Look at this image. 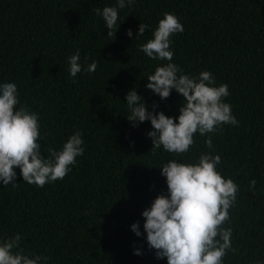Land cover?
<instances>
[{
	"label": "trees",
	"instance_id": "16d2710c",
	"mask_svg": "<svg viewBox=\"0 0 264 264\" xmlns=\"http://www.w3.org/2000/svg\"><path fill=\"white\" fill-rule=\"evenodd\" d=\"M116 4L0 0V84L15 83L21 105L39 114L42 155L61 150L77 131L84 141V154L63 180L40 188L23 182L17 168L16 187L0 181V238L20 234L24 252L48 257L46 264H167L148 248L142 213L167 194L163 164H194L210 152L221 156L222 176L239 185L224 225L236 251L224 264H264V0H135L119 10L116 38L107 37L95 9ZM165 12L184 27L171 37L172 62L189 76L210 71L216 86L228 84L225 102L239 121L208 134L212 149L208 135L195 134L183 157L151 152L150 121L133 127L127 119L126 96L135 89L149 111L178 122L184 98L173 90L161 100L146 87L147 76L167 61L140 51ZM141 22L149 28L136 38ZM77 51L83 67L97 63L94 73L70 76L68 59ZM137 222L139 237L131 230Z\"/></svg>",
	"mask_w": 264,
	"mask_h": 264
},
{
	"label": "clouds",
	"instance_id": "9594fccd",
	"mask_svg": "<svg viewBox=\"0 0 264 264\" xmlns=\"http://www.w3.org/2000/svg\"><path fill=\"white\" fill-rule=\"evenodd\" d=\"M135 0H117L116 6L95 9L108 29L107 37H115L119 30V10L133 5ZM149 25L140 23L137 37L144 35ZM184 27L173 13L165 12L158 26L140 47L146 57L155 61H167L155 68L154 74L147 76V89L167 100L175 90L184 99L180 107L178 122L163 111H149L146 101L137 90H130L126 105L130 115L127 119L133 127L150 121L152 131L151 152L163 148L174 156L183 157L194 145V135L215 134L223 125L238 126L239 121L232 114V106L225 102L231 95L229 86L221 83L210 71L198 76L184 74L183 69L173 63L171 50L175 34L183 33ZM127 35L133 36L129 29ZM85 57V61H87ZM77 51L68 59V72L75 78L82 71L89 74L97 69L93 61L86 67L80 64ZM72 82H75L73 79ZM19 106V107H18ZM158 107L155 103L153 109ZM39 114L21 105L15 83L0 84V181L3 185L16 187L17 172L23 182L43 188L48 183L63 180L77 163V157L84 154L82 133L77 131L63 144L62 149H48L42 155ZM213 148L212 136L205 141ZM220 155L202 153L197 163H182L170 159L163 164L161 175L166 178L167 194L158 195L150 208L143 211L144 232L149 250H155L157 259H167V264H224V257L232 246V229L224 225L230 221V209L237 200L239 185L233 179L224 178L217 170L221 164ZM256 180L250 182L254 190ZM131 230L142 235L139 222L131 225ZM21 235L0 238V264H41L48 257L32 253L31 256L20 247ZM135 254L140 255L137 250Z\"/></svg>",
	"mask_w": 264,
	"mask_h": 264
}]
</instances>
